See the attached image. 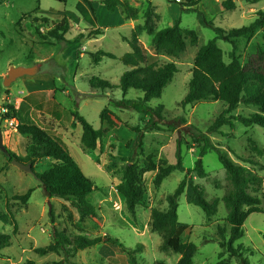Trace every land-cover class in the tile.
Listing matches in <instances>:
<instances>
[{"label":"rangeland","instance_id":"374dc122","mask_svg":"<svg viewBox=\"0 0 264 264\" xmlns=\"http://www.w3.org/2000/svg\"><path fill=\"white\" fill-rule=\"evenodd\" d=\"M91 1L92 11L82 0H0V82L11 65H39L36 74L1 85L0 105L9 103L10 99L17 102L22 101L20 98L25 102L35 99L32 102V115L26 117L25 114L22 116L26 118L20 119L17 114L18 121L37 122V125L52 129L60 137L61 145L95 183L96 187L87 195V200L97 213L95 217L81 219L73 201L57 196L48 197L35 173L43 172L55 161L43 157L25 167L13 161L14 158L21 162L18 159L25 158L28 137L17 132L15 123L8 125L0 120L4 146L0 148V210L9 211L16 221L15 228L0 220V232L10 235V244L0 249V264H23L27 260H33L35 264H132L126 251L118 244L107 241L78 250L73 255H66L62 250L40 255L36 248L53 242L54 229L67 235L117 238L125 246L135 249L132 254L135 264H153L157 260L177 264L180 254L162 246L163 235L152 230L151 213L153 209H166V196L186 174L178 169L173 170L159 185H154L153 179L163 163L176 162L178 139L181 142L182 164L185 170L192 169L199 147L190 138V133L195 129L206 132L225 108L222 101L213 99L181 105L188 89L194 56L201 45L215 36L213 28L201 24L197 12L189 9L195 8L206 22L223 29L247 25L254 20L257 10H264V0L256 3L232 0L234 8L231 10L224 8L222 3L225 0H121L138 10L135 19H127L119 8L110 12L101 0ZM192 1L196 3L190 6ZM148 2L159 14L155 21L156 30L170 26L179 19L182 28L193 29L197 36L193 44L186 37V48L178 56L157 52L152 45L151 35L142 32L138 36L139 45L150 56V62L162 64L171 61L177 66V72L164 86L161 95L147 102L153 108L163 106L159 129L147 127L149 117L139 114L125 101L141 97L140 90L130 89L123 96L120 88L116 87L121 73L129 68L119 59L130 51L124 37L130 36L136 24L143 23V12ZM64 16L69 22L65 41L52 37L44 39L36 34L35 28L45 35L52 25L35 18L47 17L56 22ZM97 28H101L103 33L91 37L89 32ZM79 33H83V36L75 38ZM236 43V55L242 64L256 46L264 49L260 29L251 37L237 38ZM217 44L228 62L232 44L221 38L217 39ZM97 50L111 52L115 58L102 56L95 61L92 53ZM95 78L107 80L113 87L94 88L90 81ZM104 107L111 111L113 123L100 120L99 113ZM76 110L93 128L104 130L92 149L81 142V124H72V113ZM254 111H257L255 106L240 103L231 115H248ZM232 122V127L223 125L218 132L208 133L210 141L237 163L252 167V164L239 158L254 157L259 161L260 165L254 167L262 177L259 190L262 192L264 154L258 156L253 149L258 146L264 150V127L244 126L237 120ZM136 128L143 132L142 148L137 147L135 142ZM6 149L15 157H9ZM129 161L135 163L144 191L143 201L135 207L134 212L127 210L118 190L122 167ZM149 161L155 169L149 168ZM202 162L206 176L200 178L194 171L186 175L187 184L179 196L177 209L178 220L186 223L180 233L181 241H191L197 246L193 264H216L219 253L227 264H242V258L248 264H264V201L260 204L262 212H252L247 216L243 223L244 234L234 243L242 245V256L228 254L219 244L222 238L218 226L225 229L227 239V209L222 197L230 186L215 151L208 150ZM193 184L203 191L207 200L217 202L216 212L210 219L206 218L200 207L190 202ZM28 189L32 191L26 203L12 198L13 195L24 194Z\"/></svg>","mask_w":264,"mask_h":264},{"label":"trees","instance_id":"16d2710c","mask_svg":"<svg viewBox=\"0 0 264 264\" xmlns=\"http://www.w3.org/2000/svg\"><path fill=\"white\" fill-rule=\"evenodd\" d=\"M82 1L89 5L91 11L94 10L91 0ZM257 1L250 0L251 3H256ZM101 3L110 12L119 8L120 12L127 19H135L137 17V8L121 0H101ZM195 3V1H192L189 5L193 6ZM222 4L227 10L234 8L232 0H225ZM190 10L197 12V18L201 24L209 25L213 28L215 36L201 45L194 56L188 89L181 100V105L185 106L197 101L213 99L222 101L225 104V108L208 126L206 132L195 129L194 132L190 133V138L199 147L198 156L194 161L193 168L185 170L180 154L181 142L178 139L176 162L163 163L157 169L153 183L154 185H159L166 176L176 169L184 171L186 175L194 171L200 178L206 176L207 173L203 167L202 157L208 150L215 151L219 162L224 168L226 179L230 186L228 192L222 197V201L227 209L225 222L229 226V233L226 239L225 229L218 226V233L222 238L219 244L228 254L241 257L242 245H235L234 243L244 234L243 223L250 213L262 212L260 204L264 201V191L259 192L262 177L255 171L254 167L260 165V163L254 157L239 158L244 162L252 164V167L237 163L224 150L211 143L208 133L218 132L223 125L232 127V120H237L244 126L259 125L264 127V49L256 46L255 51L243 64L236 55L238 49L237 38L251 37L256 30L260 29L262 38L264 39V10H257L256 17L249 24L230 29L214 26L213 23L204 20L200 11L195 8H191ZM158 18L159 14L155 11V7L148 2L143 12V23L136 24L131 30L130 36L124 37L130 46V51L121 55L119 59L129 68L121 73L119 82L116 85V87L120 88L123 96L130 89H137L142 92L141 97L125 101L133 110L149 117L147 119V127L151 129H159L158 123L162 119L161 112L163 106L159 105L153 108L148 106L147 102L151 98L161 95L164 86L171 81L177 72V66L171 61L162 64H157L154 61L150 62V56L139 45L138 36L142 32L151 35V42L155 50L169 56H178L185 50L186 37L190 38L192 44L197 39L193 29L182 28L180 26L179 19L170 26L156 30L155 21ZM40 19L43 22H50L52 27L45 35L38 28H35V32L39 37L44 39L52 37L57 41L66 40L65 33L69 30V22L66 16L56 22L49 20L47 17L35 18V20ZM89 33L91 37H96V35L102 34L103 31L101 28H97ZM80 36H83V33H79L75 38H79ZM220 38L232 44V48L228 53V62L224 60L223 50L217 44V39ZM92 56L95 61H99L102 56L115 58L113 53L103 50H97L92 53ZM90 85L100 89H110L113 87L109 81L97 78L92 79ZM240 103L255 106L257 111L251 112L248 115H231L232 111ZM6 105L8 107L6 115L17 119L18 115L14 106L9 103ZM111 114V111L107 107H104L99 113V118L102 122L113 123L110 117ZM72 118L73 125L78 122L82 126V144L87 148H94L102 137L104 130L93 128L77 110L72 113ZM16 130L18 133L28 137L25 147V158H19L18 160L29 165H32L37 159L43 157H49L55 161L48 169L35 173L36 177L41 181L46 195L48 197L57 196L73 201L81 219L84 217H95L97 214L95 208L87 200V195L96 187L95 183L83 173L76 160L61 145L60 137L52 129L41 127L35 123L19 122ZM135 131L137 132L136 145L142 148L143 132L139 128H136ZM253 150H255L258 156L264 154L262 147L254 146ZM6 153L9 157H15L9 149H6ZM148 164L150 169H155L151 161ZM186 175L179 181L176 188L166 196V209H153L151 213V227L153 231L163 235L162 246L180 254L177 264H193V256L197 249V246L193 242H183L180 239V233L185 228L186 223L178 220L177 209L179 196L184 192L187 184ZM191 188L192 195L190 202L200 207L204 211L206 218L210 219L216 212V200H207L203 191L196 184L191 185ZM118 190L124 198L127 210L134 212L135 207L141 204L144 198V191L134 162L129 161L123 165ZM31 191L32 189H28L24 194L13 195L12 198L20 200L21 203H26ZM0 220L16 228V221L9 211L0 210ZM102 241L118 244L126 251L130 262L135 264L132 255L135 249L125 246L117 238L109 236L89 237L83 234L67 235L56 229L53 230V242L37 247L36 252L44 255L49 252L62 250L66 255H73L78 250L94 246ZM9 244L10 235L0 232V249ZM241 262L242 264H248L245 258H242ZM23 264H35V262L27 260ZM153 264L166 263L162 260H157ZM216 264H227L226 259L222 258L221 253H219V260Z\"/></svg>","mask_w":264,"mask_h":264},{"label":"water","instance_id":"95a60500","mask_svg":"<svg viewBox=\"0 0 264 264\" xmlns=\"http://www.w3.org/2000/svg\"><path fill=\"white\" fill-rule=\"evenodd\" d=\"M39 70V65H33V66H10L7 70V73L4 75L3 79H2V83H0V92H1V85L5 86L6 84H10L13 81H15L16 79L22 77V76H26V75H33L36 74ZM0 148H4L3 146V134H2V130L0 127ZM13 161H15L16 163H18L19 165L25 167L26 164H23L19 161H17L16 159H12ZM29 165V164H28Z\"/></svg>","mask_w":264,"mask_h":264},{"label":"crops","instance_id":"0c3cea01","mask_svg":"<svg viewBox=\"0 0 264 264\" xmlns=\"http://www.w3.org/2000/svg\"><path fill=\"white\" fill-rule=\"evenodd\" d=\"M20 100H22V101H16L15 99H14V101H12L11 99L8 101L9 102V104H11V105H13L14 106V108H15V110H16V113L19 115V118L21 119V117L22 118H26V117H28V116H30V115H32V113H33V103H34V101H35V99L33 98L32 100H31V102L29 101V102H25V100H23V99H21L20 98ZM33 102V103H32ZM35 105V104H34ZM28 107H29V109H28ZM51 113H53V112H51ZM25 114H27V116L26 117H23ZM23 115V116H22ZM16 119V118H15ZM31 119H33V118H31ZM17 121H18V118H17ZM18 122H23V121H18ZM18 122H17V124H18ZM36 124H37V122H36ZM39 125V124H38Z\"/></svg>","mask_w":264,"mask_h":264},{"label":"built area","instance_id":"2783aa9c","mask_svg":"<svg viewBox=\"0 0 264 264\" xmlns=\"http://www.w3.org/2000/svg\"><path fill=\"white\" fill-rule=\"evenodd\" d=\"M7 103H3L0 105V120L4 122V124L12 125L15 123L17 125V120L15 118L9 117L6 115L8 112Z\"/></svg>","mask_w":264,"mask_h":264},{"label":"flooded vegetation","instance_id":"af4514ba","mask_svg":"<svg viewBox=\"0 0 264 264\" xmlns=\"http://www.w3.org/2000/svg\"><path fill=\"white\" fill-rule=\"evenodd\" d=\"M0 83H2V82H0Z\"/></svg>","mask_w":264,"mask_h":264}]
</instances>
